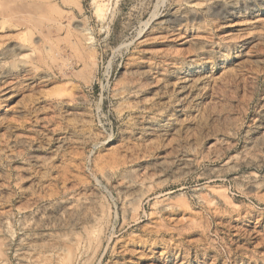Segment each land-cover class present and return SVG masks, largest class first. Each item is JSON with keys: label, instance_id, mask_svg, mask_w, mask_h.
Listing matches in <instances>:
<instances>
[{"label": "rangeland", "instance_id": "374dc122", "mask_svg": "<svg viewBox=\"0 0 264 264\" xmlns=\"http://www.w3.org/2000/svg\"><path fill=\"white\" fill-rule=\"evenodd\" d=\"M0 264H264V0H0Z\"/></svg>", "mask_w": 264, "mask_h": 264}, {"label": "bare ground", "instance_id": "6f19581e", "mask_svg": "<svg viewBox=\"0 0 264 264\" xmlns=\"http://www.w3.org/2000/svg\"><path fill=\"white\" fill-rule=\"evenodd\" d=\"M153 16H155L154 14H153ZM143 23V22H142ZM146 24V23H145ZM127 42H129V41H127ZM132 42V41H131ZM126 47V46H125Z\"/></svg>", "mask_w": 264, "mask_h": 264}]
</instances>
